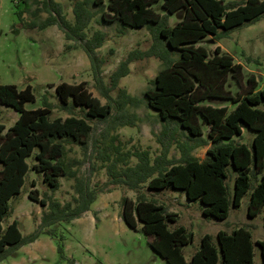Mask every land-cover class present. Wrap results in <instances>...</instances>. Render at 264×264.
Listing matches in <instances>:
<instances>
[{
  "label": "trees",
  "instance_id": "1",
  "mask_svg": "<svg viewBox=\"0 0 264 264\" xmlns=\"http://www.w3.org/2000/svg\"><path fill=\"white\" fill-rule=\"evenodd\" d=\"M34 1L50 11L39 25L57 23L67 38L83 39L81 46L106 100L101 102L83 81L61 80L53 86L62 108L76 105L83 107L84 114L50 117L52 105L45 93L40 106L26 108L25 102L35 98L30 83L22 88L14 83H0V103L18 111L7 128L0 122V260L21 244L33 241L40 231L53 235L52 224L79 216L95 197L94 189L82 179L76 183L73 205L69 201L60 205L57 200L48 203L46 198L36 195V181L32 179L33 188L29 189L28 197L42 205L48 204L50 211L44 212L35 229L27 234L20 231L16 218L3 227L1 221L10 209L9 199L20 191L27 171L32 168L42 172L44 182L55 189L61 175L73 174L61 158L64 140L85 146L92 129L89 118L103 120L106 130L130 122L122 114V105L130 96L117 83L128 72V63L137 57L138 51L130 50L118 62L109 74L108 85L104 86L98 75L100 60L95 54L104 33L95 30L91 37L84 38L82 31L91 13L86 6L88 2L97 5L104 22L146 26L152 43L138 56L152 55L161 61L150 85L143 91L146 105L155 111L162 124L161 136L165 139L161 150L151 160L146 150L136 151V162L122 168L111 162L106 166L108 182L124 184L130 189H137L143 182L153 189L180 188L186 198L199 200L203 215L215 218L226 217L229 205H238L243 193L248 191L246 213L254 216L262 208L264 227V79L261 87H255V76L250 74L245 78L248 85L245 90L231 92L225 82L238 83L241 64L218 45L209 54L198 43L207 35L219 38L233 27L256 20L264 13V0H161L159 6L163 12L152 7L157 0H75L73 23L63 16L59 2ZM24 3V9L29 8L28 0ZM32 11L35 13V9ZM171 14L177 19L168 24ZM114 88L115 96H111L108 90ZM243 128L251 130L249 144L234 139ZM178 129L186 133L184 141L178 143L180 155L175 159L166 153ZM207 142L210 145L203 159L190 154L193 147ZM29 155H34L36 161L29 163L26 160ZM229 169L234 170L230 196L225 184ZM120 204L124 223L136 229L139 222L140 230L149 236L148 245L167 264H253V244L259 248V264H264V239L252 240L246 227L236 226L229 232L216 230L215 243L209 233H202L198 247L185 259L181 247L191 240L192 234L181 224L168 227V222L176 218L174 211L146 199L140 191L134 199L122 195ZM57 251L64 255L60 242Z\"/></svg>",
  "mask_w": 264,
  "mask_h": 264
},
{
  "label": "rangeland",
  "instance_id": "2",
  "mask_svg": "<svg viewBox=\"0 0 264 264\" xmlns=\"http://www.w3.org/2000/svg\"><path fill=\"white\" fill-rule=\"evenodd\" d=\"M54 1L60 3L61 13L73 23L75 0ZM28 3L29 8L24 9V0H0V83H14L19 88L30 83L35 98L25 102L26 108L40 106L45 93L52 105L50 117H64L71 113L81 116L84 114L83 107L74 105L71 109L62 108L53 84L61 80L83 81L101 102L106 100L95 83L88 57L81 46L83 39L67 38L57 23L39 25L50 11L38 1L28 0ZM160 3L161 0H157L152 7L163 12ZM86 6L91 13L82 29L84 38L91 37L95 30L104 33L95 54L100 60L98 75L102 84L107 86L109 74L118 62L130 50L138 51L139 55L151 45L152 37L146 26L130 27L117 21L104 22L100 19L97 5L88 2ZM18 10H21L19 14ZM174 15L168 16V24L177 19ZM198 43L209 54L218 45L222 52L241 64L238 83L232 80L225 82V87L231 92L245 90L248 87L245 78L250 74L255 76V87H261L264 79V13L252 22L229 29L224 36L214 38L207 35ZM138 55L128 63V72L117 83V87L124 88L130 96L122 105V114L130 122L106 130L103 120L89 118L92 129L85 146L64 140L65 149L61 158L73 174L61 175L59 186L53 189L44 182L42 172L30 168L20 191L9 199L10 209L1 223L5 227L16 218L20 231L27 234L35 229L41 215L50 211L48 204L42 205L28 197L29 189L33 188L32 179L36 181V195L46 198L48 203L57 200L60 205L68 201L73 205L77 194L76 183L82 179L86 180L89 188L94 189V199L79 216L52 224L53 235L40 231L33 241L21 244L1 259L0 264H167L148 245L149 236L140 230V223L133 229L120 217V197L126 195L134 199L139 191L144 193L146 199L161 203L175 212L176 218L168 222L169 228L181 224L191 231V240L181 247L185 259L198 247L200 235L204 232L209 233L215 243L216 230L229 232L233 227L243 226L250 231L252 240L264 239L262 208L254 216L246 213L248 191L243 193L238 205H229L226 217L215 218L203 215L199 200L186 198L180 188L153 189L143 182L137 189H130L124 184L108 182V164L113 162L116 168L132 165L137 160L134 152L140 150H146L151 160L160 152L161 142L165 139L161 136V121L155 111L146 105L143 97V91L150 85L161 61L152 55ZM171 55L175 57L176 53L172 51ZM108 92L115 96L116 88ZM0 108V122L7 128L18 116V111L4 103H0ZM185 133L182 129L173 133L167 157H179L178 143L184 141ZM202 135H205V131ZM251 135V130L243 128L234 139L249 144ZM209 145L210 142L197 145L190 150V154L203 159ZM26 160L29 163L36 161L34 155H29ZM228 171L225 184L230 196L234 170ZM57 242L63 245V256L57 251ZM259 259V248L253 244V264H259Z\"/></svg>",
  "mask_w": 264,
  "mask_h": 264
}]
</instances>
